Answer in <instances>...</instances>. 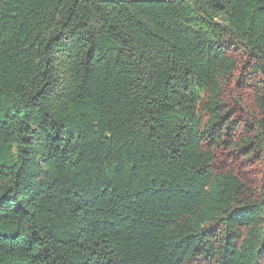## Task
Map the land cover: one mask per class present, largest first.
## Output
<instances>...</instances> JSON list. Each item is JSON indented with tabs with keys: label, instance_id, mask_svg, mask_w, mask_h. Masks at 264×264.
Segmentation results:
<instances>
[{
	"label": "trees",
	"instance_id": "16d2710c",
	"mask_svg": "<svg viewBox=\"0 0 264 264\" xmlns=\"http://www.w3.org/2000/svg\"><path fill=\"white\" fill-rule=\"evenodd\" d=\"M0 264H264V0H0Z\"/></svg>",
	"mask_w": 264,
	"mask_h": 264
}]
</instances>
